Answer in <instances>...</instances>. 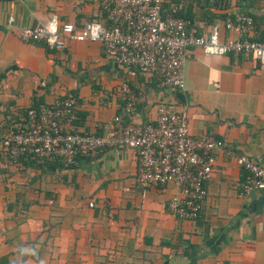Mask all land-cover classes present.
Returning a JSON list of instances; mask_svg holds the SVG:
<instances>
[{"label":"crops","instance_id":"obj_1","mask_svg":"<svg viewBox=\"0 0 264 264\" xmlns=\"http://www.w3.org/2000/svg\"><path fill=\"white\" fill-rule=\"evenodd\" d=\"M162 8L190 17L194 34L215 28L219 38L233 35L224 22L242 11L253 19L249 37L264 40V0H162ZM97 10L98 0H0V128L18 111L72 94L74 116L63 128L103 134L123 115L125 81L145 96L133 121H152L158 102L185 108L192 135L220 139L264 168V63L190 46L183 87H158L106 57L98 41L55 50L17 37L51 16L78 26ZM213 156L199 216L188 220L165 209L171 184L135 186L132 149L36 166L9 161L0 144V264H264V188L239 195L243 169L223 148Z\"/></svg>","mask_w":264,"mask_h":264},{"label":"built area","instance_id":"obj_2","mask_svg":"<svg viewBox=\"0 0 264 264\" xmlns=\"http://www.w3.org/2000/svg\"><path fill=\"white\" fill-rule=\"evenodd\" d=\"M188 24L180 16L163 15L162 0H98L96 18L77 26L51 16L46 24L18 28L17 37L55 50H62L68 40L98 41L106 57L152 75L158 87H183L181 65L190 46H198L205 54L244 55L264 63V40L249 37L251 15L239 11L225 20L224 28L233 34L226 38H219L215 28L208 35L194 34ZM119 95L123 115L115 114L103 134L63 128L74 116L77 98L72 94L16 112L0 128L7 159L34 164L57 159L69 167L77 157L93 158L108 148L132 149L137 160L135 186L171 184L175 192L165 209L179 219L198 218L215 149L223 148L243 169L239 195L264 188V168L220 139L192 135L185 108L158 102L153 120L140 123L132 120L130 112L144 102L143 92L122 81Z\"/></svg>","mask_w":264,"mask_h":264},{"label":"trees","instance_id":"obj_3","mask_svg":"<svg viewBox=\"0 0 264 264\" xmlns=\"http://www.w3.org/2000/svg\"><path fill=\"white\" fill-rule=\"evenodd\" d=\"M162 14L163 15H174V16H180V17H182V18H185V19H187L188 21H189V24L187 25V28H188V30H190V27H191V25H192V20H191V18L190 17H188V16H184V15H181L179 12H178V10H176V9H171L170 8V10H168V11H164V9L162 8ZM197 35H199V34H197ZM258 62V61H257ZM22 163H31V162H24V161H22ZM48 163H50L51 165H53V164H60V165H62V163L61 162H59V160H53V161H51V162H47V163H44V164H41V165H48ZM33 165H36V166H38L37 164H34L33 163ZM40 166V165H39ZM54 166V165H53Z\"/></svg>","mask_w":264,"mask_h":264}]
</instances>
